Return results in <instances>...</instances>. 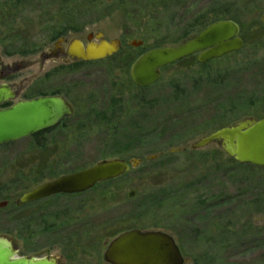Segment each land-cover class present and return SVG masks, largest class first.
Returning a JSON list of instances; mask_svg holds the SVG:
<instances>
[{"label":"rangeland","instance_id":"rangeland-1","mask_svg":"<svg viewBox=\"0 0 264 264\" xmlns=\"http://www.w3.org/2000/svg\"><path fill=\"white\" fill-rule=\"evenodd\" d=\"M86 1L0 0V30L10 25L15 32L9 37L18 44L0 43V69L10 67L0 84L19 92L13 103L61 96L73 107L63 127L40 138L43 147L28 138L0 147V204L6 203L0 208V235L14 240L20 257L106 264V246L117 235L137 228L159 230L183 245L185 264H264V172L238 165L214 144L191 149L221 128L264 116V0H120L123 8L106 9L100 0L94 8ZM104 1L107 6L114 3ZM200 15L207 18L204 26L188 31ZM233 16L245 43L241 51L204 65L193 56L168 66L157 84L138 94L129 77L137 56L175 47ZM152 18L156 31L143 37L142 29L145 33ZM56 31L64 33L67 45L103 33L107 41H122L121 54L88 64L62 58L42 63L41 54L49 53L57 41L51 38ZM132 41L144 44L127 47ZM33 44L37 47L28 52ZM132 94L145 103L136 106ZM119 107V123L111 131L116 123L109 122V114ZM130 121L140 125L138 133ZM168 154L173 157L162 162ZM112 159L140 160L139 171L82 195L50 199L51 214L43 212L39 228L27 227L40 209L25 211L19 238L14 203L20 196ZM130 191H135L133 199L127 198ZM158 191L163 198L154 199L153 207L142 203L141 198L152 199Z\"/></svg>","mask_w":264,"mask_h":264},{"label":"water","instance_id":"water-1","mask_svg":"<svg viewBox=\"0 0 264 264\" xmlns=\"http://www.w3.org/2000/svg\"><path fill=\"white\" fill-rule=\"evenodd\" d=\"M261 21L264 24V13ZM239 26L224 20L206 26L194 37L175 46L155 48L139 55L131 64L129 77L137 89H145L160 79V71L170 65L192 56L197 63L207 64L227 55L237 53L244 47ZM96 42H93L92 40ZM63 39L55 43L50 54L43 60L64 55L71 62H98L116 55L121 49L119 40L106 41L102 33L87 36V43L72 40L66 51H62ZM140 41L127 44L131 48L142 46ZM59 50V51H58ZM18 92L8 84L0 85V147L14 143L57 126L73 114L71 106L61 96H44L31 100H21L7 108L6 103L14 102ZM217 145L238 165L264 169V118L245 119L221 128L191 145L192 150H200L209 145ZM141 161L131 159L102 160L78 172L63 175L20 196L17 204L38 201L54 195L79 194L91 190L95 185L117 179L130 170L137 169ZM135 191H130L132 198ZM6 203H1L0 208ZM13 240L0 235V264H59L56 256L26 258L17 255ZM106 264H185L174 239L161 231H141L133 229L112 239L104 254Z\"/></svg>","mask_w":264,"mask_h":264},{"label":"trees","instance_id":"trees-1","mask_svg":"<svg viewBox=\"0 0 264 264\" xmlns=\"http://www.w3.org/2000/svg\"><path fill=\"white\" fill-rule=\"evenodd\" d=\"M168 1V0H167ZM87 2V6L89 7V8H94L95 6H96V4H94V3H97L98 2V0H87L86 1ZM100 2V4L101 5H103V7H104V9H106V8H108V7H111V6H113V8H115V7H124V5L121 3V1L120 0H117V1H115L114 0V3H112L111 5H109V6H107V4H106V1H104V0H100L99 1ZM232 8V7H231ZM225 11L226 10H229V9H224ZM229 11H232V9L231 10H229ZM235 12V11H234ZM231 14L233 13V12H230ZM109 14V13H108ZM108 14H105V16H104V18L105 17H107L108 16ZM145 15H147V13L145 14ZM226 15V14H225ZM148 17H149V15H147ZM146 17V16H145ZM144 17V18H145ZM143 18V19H144ZM235 18L236 17H232L231 18V20L233 21V22H235ZM128 20V19H127ZM206 20H207V18H205V15H200L199 17H197V19L195 20V21H193V23L190 25V27H189V29H188V31H192V32H194V31H196V30H198V29H201L203 26H204V24L206 23ZM152 21H153V18L151 19V20H149L148 22V26H147V28H145V33L143 32V30L144 29H142V35H143V37H146L147 38V36H149L150 34H152V33H155V29L153 28V27H151V25H152ZM210 21V20H209ZM214 21V20H213ZM218 21V20H217ZM146 23V22H145ZM2 30V29H1ZM0 30V31H1ZM74 31V30H73ZM187 31V32H188ZM14 30L12 29V27L10 26V25H8V26H4V28H3V31H1V33H0V35L2 36H0V43H2V45L4 46L6 43H7V45H9V46H12V47H15V48H17V46H18V44L16 43V41H15V39H14V37H9L10 35H12V34H14ZM63 33V32H62ZM62 33H58L57 31L56 32H54L53 33V35H52V40H54V39H56V38H59L58 36H59V34L61 35V36H63L64 35V33L62 34ZM60 36V37H61ZM185 36L187 37V34H185ZM184 36V37H185ZM9 40H11V41H9ZM37 46H36V44H33L32 45V49L30 50V51H28V52H33L34 50H35V48H36ZM14 53V52H13ZM23 53H21L20 55H22ZM121 54V52H119L118 54H116V55H114V56H112L111 58H109L108 60L109 61H112V60H114V59H117L118 57H119V55ZM183 62V61H182ZM83 64H88V63H83ZM76 65V64H75ZM139 93L138 94H140L141 95V93H142V90H141V92L139 91V90H137ZM138 94H132V96L130 97V100L132 99V101H134L135 102V105L136 106H139L141 103H145V101H143V99H138L139 98V96L140 95H138ZM127 101H129V98L127 99ZM114 103H116V100H115V102ZM111 109V108H110ZM120 109H121V107H119V108H115V110L111 113V114H109V122H112L113 124L114 123H116L115 124V127L111 130V131H113V130H115L116 129V126H117V124L119 123L118 122V120H119V118H120V115H119V113L120 112H122V111H120ZM103 116H105V115H103ZM79 120V118H75V121H78ZM100 121H102L103 122V120H100ZM63 122L64 121H62L61 122V124L60 125H58V126H56V127H54V128H52V129H50V130H48V131H45V132H42V133H39V134H37V135H35V136H33V137H31V138H29L30 140H34V146H35V144H38L39 142L38 141H40V138H42V140L44 139V137H46V136H49L53 131H55L56 129H57V127H63ZM130 125H129V127H131L136 133H138V129L140 128V125H138V124H136V123H131V121L130 122H128ZM39 145V148H41V147H43L44 145L43 144H41V142H40V144H38ZM46 147H47V145H46ZM171 157H173L171 154H168V155H165L164 157H163V161L162 162H164V161H168ZM150 164H154V162H149V163H147V165H150ZM140 168V167H139ZM139 168H137L136 170H133L132 172H130V174H127L126 176H129V175H131V174H133V173H138V169ZM161 172H163L165 175L164 176H169L170 177V175H171V173L170 172H167V171H161ZM153 174H155V172L154 171H151V173L149 174V175H153ZM145 175V174H144ZM133 178V177H132ZM145 179H147L146 178V175H145V177L144 178H140V181H143V183H144V180ZM171 180H172V177H171ZM133 182L131 183V186H134L135 185V183H134V181L135 180H132ZM134 188V187H133ZM152 195H153V197H152ZM151 195V197H152V199L151 198H147L146 200H144V198H141V200H142V203L143 204H148L149 206H151L152 205V202L154 201V199H156L157 197H161V198H163L162 196H160V191H158V192H154L153 194ZM194 202H196V200L194 201ZM201 203L203 202V201H200ZM141 206H143V205H141ZM147 206V205H146ZM152 207H153V205H152ZM141 210V209H140ZM142 214H144V213H141L140 215H142ZM147 214V213H146ZM146 214H144V215H146ZM139 215V214H138ZM139 215V216H140ZM137 223H139V221L137 222ZM140 224V223H139ZM137 225L138 227H140V225ZM181 244V243H180ZM179 246V245H178ZM179 248H180V250L183 248V245L181 244V246H179Z\"/></svg>","mask_w":264,"mask_h":264},{"label":"flooded vegetation","instance_id":"flooded-vegetation-1","mask_svg":"<svg viewBox=\"0 0 264 264\" xmlns=\"http://www.w3.org/2000/svg\"><path fill=\"white\" fill-rule=\"evenodd\" d=\"M240 28V27H239ZM199 32H197L196 34H198ZM90 34H93V33H90ZM103 34V33H102ZM93 35H95V34H93ZM104 35V34H103ZM88 36V35H87ZM240 36V35H239ZM193 37V36H192ZM192 37H189L187 40H189L190 38H192ZM241 38V37H240ZM59 39H63V42H62V44H61V49H62V51H66L67 50V41H66V39L63 37V36H61V37H59V38H57V41L59 40ZM104 39H105V37H104ZM242 39V38H241ZM74 40V39H73ZM77 40H79V39H77ZM106 40V39H105ZM187 40H185V41H187ZM81 41V40H80ZM93 42H96L94 39L92 40ZM120 41V43H121V48H122V41L121 40H119ZM184 41V42H185ZM243 41V40H242ZM56 43V42H55ZM81 43L83 44V45H85L86 43H87V37H86V43H83L82 41H81ZM97 43V42H96ZM142 43L144 44V42L142 41ZM66 44V47L64 46ZM143 44H142V46H143ZM243 44H244V46H245V43H244V41H243ZM244 48V47H243ZM55 49V44H54V47H53V49L52 50H50L49 51V53H47V54H50V52L51 51H53ZM59 51V50H58ZM45 53H42L41 54V62L43 63V62H45L46 60H43L42 59V56L44 55ZM58 58H62L66 63H68V62H71V61H68V59L65 57V54L64 55H61V54H59V56H58ZM58 58H55V59H58ZM182 62V61H181ZM83 64V62H73V64ZM19 66V65H18ZM8 72H10V67L9 66H5L4 68H2V69H0V81H2V79H6L7 78V76H8ZM160 78H161V76H160ZM159 82V81H158ZM157 82V83H158ZM156 83V84H157ZM6 84H8V83H6ZM1 85V84H0ZM8 85H10V84H8ZM155 85V84H154ZM154 85H152V86H154ZM12 88H13V86L12 85H10ZM152 86H150V87H152ZM150 87H148V88H150ZM14 89V88H13ZM69 104V103H68ZM70 105V104H69ZM71 106V105H70ZM3 108H4V106H3ZM71 108H72V110H73V107L71 106ZM73 115V114H72ZM250 118H252V119H256V120H260V119H262V118H264V116H262L261 118H254V117H250ZM247 119H249V118H247ZM243 121V120H242ZM62 122V121H61ZM61 122L59 123V125L61 124ZM236 124V123H235ZM233 125V124H232ZM58 126V125H57ZM119 160H121V159H119ZM123 161H125V160H123ZM127 162V161H126ZM133 170H136V169H133ZM133 170H130V172H132ZM263 172H264V169H261ZM78 172V171H77ZM130 172H128V173H126V174H124L123 176H125V175H127V174H130ZM73 173H75V172H73ZM72 174V173H71ZM123 176H121V177H123ZM121 177H119V178H121ZM119 178H117V179H119ZM57 179V178H56ZM117 179H113V180H109V181H106V182H112V181H114V180H117ZM53 181V180H52ZM101 183H105V182H101ZM101 183H99V184H101ZM99 184H97V185H99ZM97 185H95L91 190H93ZM91 190H89V191H91ZM30 191H32V190H30ZM30 191H28V192H30ZM89 191H87V192H89ZM87 192H84V193H87ZM25 193H27V192H25ZM24 193V194H25ZM84 193H79V194H72V195H65V194H59V195H54V196H51V197H48V198H45V199H41V200H38V201H34V202H29V203H24V204H17V201H18V199L15 201V203H14V205L16 206V208H17V212L19 213L18 214V220H19V225H20V227H19V230H18V235H19V238L22 240L23 239V237H22V234L24 233V230H25V227H23V222H24V212L25 211H29L30 213H31V211L33 212L34 210H36V209H40L39 211H38V213H35V214H33L32 213V217H31V219H30V221L31 222H28V224H29V227H27V228H39L40 226H42V223L44 222V220H45V216L43 215V212H46V214H47V216H49L50 214H51V207L52 206H50V204H49V200L50 199H53V198H61V197H67V196H77V195H82V194H84ZM135 196V195H134ZM127 198H129L128 197V194H127ZM134 197H132V198H129V199H133ZM131 202V201H130ZM54 214V213H53ZM61 215H62V213H61ZM20 216H22V218L20 217ZM83 216V215H82ZM84 217V216H83ZM65 216L64 215H62V220H61V222L62 223H64L65 222ZM139 230H141V229H139ZM141 231H143V230H141ZM156 231H159V230H156ZM162 232V231H161ZM16 246H17V244H16ZM18 248V247H17ZM32 257H34V256H32ZM34 258H37V257H34ZM60 262V261H59ZM60 264V263H59Z\"/></svg>","mask_w":264,"mask_h":264}]
</instances>
